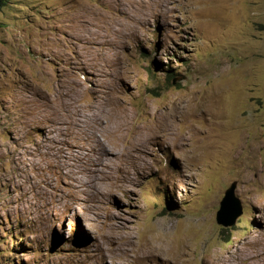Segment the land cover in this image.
<instances>
[{"label":"rangeland","instance_id":"374dc122","mask_svg":"<svg viewBox=\"0 0 264 264\" xmlns=\"http://www.w3.org/2000/svg\"><path fill=\"white\" fill-rule=\"evenodd\" d=\"M2 3L0 264H264V0Z\"/></svg>","mask_w":264,"mask_h":264},{"label":"water","instance_id":"95a60500","mask_svg":"<svg viewBox=\"0 0 264 264\" xmlns=\"http://www.w3.org/2000/svg\"><path fill=\"white\" fill-rule=\"evenodd\" d=\"M235 184L231 183L224 191L220 201L219 209L216 211V222L222 226L233 224L241 214V205L237 197L234 196Z\"/></svg>","mask_w":264,"mask_h":264},{"label":"bare ground","instance_id":"6f19581e","mask_svg":"<svg viewBox=\"0 0 264 264\" xmlns=\"http://www.w3.org/2000/svg\"><path fill=\"white\" fill-rule=\"evenodd\" d=\"M100 110H101V109H100ZM92 111H93V110H92ZM99 112H101V111H99ZM99 112H98V114H99ZM98 114H97V115H98ZM88 118H89V117H88ZM97 118H98V117H97ZM99 118H100V116H99ZM89 119H90V118H89ZM92 119H94V118H92ZM95 120H96V118H95ZM83 121H84V120H83ZM91 121H92V120H91ZM97 121H98V120H97ZM104 122H105V121H104ZM81 123H84V122H81ZM83 125H84V124H83ZM94 126H95V125H94ZM95 127H96V126H95ZM91 130H94V129L91 128ZM95 130H96V129H95ZM100 144H101V147H102V143H100ZM130 146H131V145H130ZM114 147H115V146H114ZM102 148H103V147H102ZM115 148H116V147H115ZM120 150H121V149H120ZM101 160H102V159H101ZM101 162H103V161H101ZM101 162H100V163H101ZM79 165H81V164H79ZM81 167H82V166H81ZM81 167H80V168H81ZM80 168H79V169H80ZM94 169H96V168H93V170H94ZM77 171H78V170H77ZM260 252H261V250H260ZM248 256H249V255H248ZM259 259H260V258H259ZM258 261H259V260H258ZM258 264H259V263H258ZM261 264H263V262H262Z\"/></svg>","mask_w":264,"mask_h":264},{"label":"trees","instance_id":"16d2710c","mask_svg":"<svg viewBox=\"0 0 264 264\" xmlns=\"http://www.w3.org/2000/svg\"><path fill=\"white\" fill-rule=\"evenodd\" d=\"M4 1L6 2L7 0H3L2 5H5ZM169 76H170V73L168 74V77H169ZM164 196H165V194H164ZM236 229L238 230V228H236Z\"/></svg>","mask_w":264,"mask_h":264}]
</instances>
